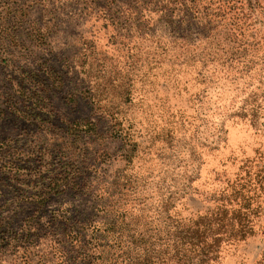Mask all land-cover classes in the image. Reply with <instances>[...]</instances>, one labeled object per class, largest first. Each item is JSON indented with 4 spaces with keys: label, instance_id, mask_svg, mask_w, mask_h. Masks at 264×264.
<instances>
[{
    "label": "rangeland",
    "instance_id": "rangeland-1",
    "mask_svg": "<svg viewBox=\"0 0 264 264\" xmlns=\"http://www.w3.org/2000/svg\"><path fill=\"white\" fill-rule=\"evenodd\" d=\"M239 1L0 0V264H60L117 212L193 219L264 158V1ZM260 222L220 264L260 259Z\"/></svg>",
    "mask_w": 264,
    "mask_h": 264
},
{
    "label": "trees",
    "instance_id": "trees-1",
    "mask_svg": "<svg viewBox=\"0 0 264 264\" xmlns=\"http://www.w3.org/2000/svg\"><path fill=\"white\" fill-rule=\"evenodd\" d=\"M231 1L235 3L233 7L241 2ZM263 1L242 0L241 10L246 6L255 10ZM263 110L264 102L249 114L253 127L259 130L264 129V125L257 126ZM263 159L245 161L237 174L227 178L212 196L214 207L193 219H153L143 232H138L137 223L119 212L105 220L71 224L62 234L63 239L56 242V249L67 253L60 264H220L226 247L255 236L261 228ZM96 208L98 212L106 210L105 206ZM255 264H264V251Z\"/></svg>",
    "mask_w": 264,
    "mask_h": 264
}]
</instances>
